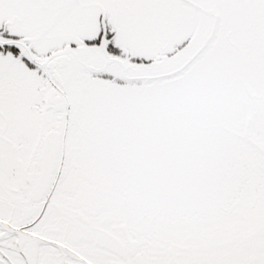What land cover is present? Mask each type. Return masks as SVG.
<instances>
[{"label": "snow or ice", "instance_id": "6c2138e0", "mask_svg": "<svg viewBox=\"0 0 264 264\" xmlns=\"http://www.w3.org/2000/svg\"><path fill=\"white\" fill-rule=\"evenodd\" d=\"M0 264H264V0H0Z\"/></svg>", "mask_w": 264, "mask_h": 264}]
</instances>
